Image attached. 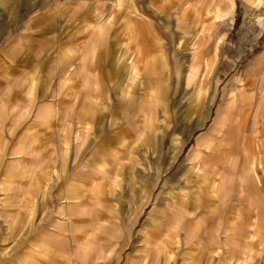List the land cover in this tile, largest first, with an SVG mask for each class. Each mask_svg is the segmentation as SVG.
<instances>
[{"label": "rangeland", "instance_id": "1", "mask_svg": "<svg viewBox=\"0 0 264 264\" xmlns=\"http://www.w3.org/2000/svg\"><path fill=\"white\" fill-rule=\"evenodd\" d=\"M151 219L165 264L264 231V0H0V264H139Z\"/></svg>", "mask_w": 264, "mask_h": 264}, {"label": "crops", "instance_id": "2", "mask_svg": "<svg viewBox=\"0 0 264 264\" xmlns=\"http://www.w3.org/2000/svg\"><path fill=\"white\" fill-rule=\"evenodd\" d=\"M143 27V26H142ZM146 29V28H145ZM141 37H132L131 41L134 45L141 46L142 44H157V38H149V42H142ZM140 40V41H139ZM138 46L135 48L136 54L139 53ZM141 51V50H140ZM198 54L197 50L194 49L192 53V59L190 60L194 66H198ZM147 69L149 71H153L154 66L150 65L147 62ZM156 65V64H155ZM204 69L207 68V64H203ZM173 143V140H172ZM175 143H173L174 145ZM174 147V146H173ZM252 167V166H251ZM217 186H214L216 189ZM73 192V191H72ZM214 195H216V190L213 191ZM188 196L184 195L183 199H187ZM185 206V207H184ZM183 207L186 208V204ZM135 217V221L137 219ZM72 220L68 217L64 220V222L60 223V227L64 225H71ZM151 229L149 231H142L143 238L141 239L142 245L139 246L138 251V260L139 264H165L167 260H170V256H174V249L178 246V238L176 232L172 227L164 223L158 219H151V225L149 224ZM148 227V228H149ZM55 235V234H54ZM109 242L107 244L108 248L105 250L107 252L106 257L112 260V264H117L121 258V254L123 249L129 245V239H123L118 241L114 236H110ZM211 241L213 243H217L219 241L218 236H213ZM224 246L228 247L229 250L226 252L228 255V261H231L232 264H247V260L250 258V254L255 253L258 248L257 246H263L264 248V231L260 232H245L242 229L235 230L232 234L223 235ZM118 244V248L112 253L111 247H115ZM242 248L240 250L239 248ZM233 248V249H232ZM239 249V250H238ZM217 253V252H216ZM104 258V260L106 259ZM100 264H106L105 262Z\"/></svg>", "mask_w": 264, "mask_h": 264}]
</instances>
